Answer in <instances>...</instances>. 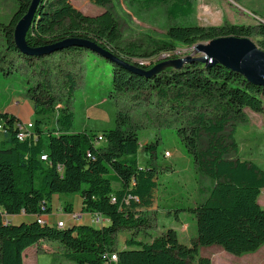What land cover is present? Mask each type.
I'll return each instance as SVG.
<instances>
[{
	"label": "trees",
	"instance_id": "1",
	"mask_svg": "<svg viewBox=\"0 0 264 264\" xmlns=\"http://www.w3.org/2000/svg\"><path fill=\"white\" fill-rule=\"evenodd\" d=\"M13 1L17 6L14 15L8 23H0V72L26 77L23 96L33 103L35 119L33 129L20 140L22 120L0 113L5 136L0 146V264H24L26 251L46 241L59 243L74 264H213L210 257L201 255L200 247L217 245L239 256L264 244V207L259 203L264 168L252 160L230 158L238 154L236 129L226 134L228 127L247 120L246 109L264 112V88L220 64L186 62L149 75L146 73L156 65L134 62L172 53L180 45L192 47L221 37L251 38L257 34L262 37L258 46L264 50V22L256 26L174 25L167 34L170 42L126 43L111 11L89 16L74 5L76 0L41 1L27 35L30 48L70 39L89 41L143 70L134 72L79 46L38 57L22 54L15 44V28L33 0ZM88 1L102 7L111 3ZM131 2L146 8L167 6L173 22L194 14L192 0ZM91 55L110 66L111 100L117 103L128 98L133 106L147 105L156 117L162 116L165 128L176 129L194 164L213 183L201 203L184 209L197 222V236L191 244L182 243L174 229L151 242L138 238L149 226L144 211L153 205L158 170L152 162L140 167V136L127 112L119 110L116 127L101 133L73 131L72 102ZM203 134L209 138L205 150L200 149ZM100 137L104 140L99 141ZM146 150L153 161L157 144L147 145ZM57 195L79 196L83 213L101 215L109 222L102 226L52 225L43 217L53 213ZM66 211L71 213L72 207L67 205ZM22 214L30 219L20 223L12 220ZM122 231L131 235L121 248L116 246V237ZM113 255L117 256L115 262Z\"/></svg>",
	"mask_w": 264,
	"mask_h": 264
},
{
	"label": "rangeland",
	"instance_id": "2",
	"mask_svg": "<svg viewBox=\"0 0 264 264\" xmlns=\"http://www.w3.org/2000/svg\"><path fill=\"white\" fill-rule=\"evenodd\" d=\"M141 1V0H138ZM194 14L186 20L173 22L167 14V6L146 8L143 4H133L131 0H111L105 7L96 5L88 0H76L74 5L84 14L98 16L111 11L119 22L121 36L124 42L147 41L170 42L168 30L174 25L222 27L229 25L256 26L264 22V0H192ZM17 9L13 0H0V23H8ZM256 13V14H255ZM258 45L262 37L255 34L250 38ZM206 44L207 42H200ZM174 44V43H173ZM199 44V43H198ZM175 45V44H174ZM194 46H177L172 53H159L156 56L137 58L134 62L151 67L174 61L173 57L183 59L194 53ZM174 66V65H170ZM164 66L161 70L167 68ZM111 69L97 57L89 56L85 63L83 77H79V86L75 92L72 108L75 116V132L84 130L101 133L116 127L119 110L127 112L131 122L138 128L141 148L138 154L140 167L152 164L158 170V189L154 195V202L150 209L144 211L149 226L138 236L140 240L151 242L168 229H174L184 244H191L197 236V222L193 214L184 209L192 208L201 203L209 194L213 183L194 164L188 155L186 147L177 136L175 128H165L162 116L156 117L147 105L145 108L133 106L128 98L119 99L117 103L108 95ZM26 77L15 73L5 76L0 72V105L7 104L13 98L23 97L25 93ZM247 120L228 127L229 135L236 129L234 143L238 154L230 155L232 159L241 158L252 160L264 168V112L254 113L245 110ZM28 122H25L27 124ZM54 126V121L48 122ZM209 138L203 134L200 149L205 150ZM157 144V156L151 161L147 145ZM169 154V155H168ZM113 187L119 189L118 184ZM76 195H57L52 203L54 213L66 217V198L74 199ZM264 207V190L259 198ZM86 220V221H85ZM87 222V216L84 222ZM130 231L119 232L116 246L124 245ZM36 252L44 257L53 255L44 253V246L36 247ZM49 248V247H48ZM60 247L51 246L55 253H60ZM51 250V251H52ZM202 256H211L216 264H264V244L257 250L236 256L227 253L217 245L200 247ZM30 252V251H29ZM30 255L28 256V259Z\"/></svg>",
	"mask_w": 264,
	"mask_h": 264
},
{
	"label": "water",
	"instance_id": "3",
	"mask_svg": "<svg viewBox=\"0 0 264 264\" xmlns=\"http://www.w3.org/2000/svg\"><path fill=\"white\" fill-rule=\"evenodd\" d=\"M41 1L33 0L28 13L18 22L15 28V44L22 54L38 57L72 46H79L99 53L114 62H118L131 71L143 72L142 69H137L135 66L123 63L98 45L80 39H70L53 46L39 49L30 48L27 45V35L35 21V14ZM195 61L209 66L217 64L223 65L242 75L251 84L264 88V50L250 38L221 37L209 41L206 44L199 43L195 45L193 54L183 59L157 65L146 74H154L164 66L174 65L180 67L186 62Z\"/></svg>",
	"mask_w": 264,
	"mask_h": 264
},
{
	"label": "crops",
	"instance_id": "4",
	"mask_svg": "<svg viewBox=\"0 0 264 264\" xmlns=\"http://www.w3.org/2000/svg\"><path fill=\"white\" fill-rule=\"evenodd\" d=\"M18 98H13L10 100L7 104L5 105H0V113H8L11 115H15L18 117L20 120H22L23 123L28 122L32 123L35 119V111H34V105L33 103L26 99L24 96L19 98L20 100H17ZM5 136H4V131H3V121L0 118V146L4 142ZM56 197V196H55ZM66 206L70 205L72 207V212L69 213L66 211V206L64 208L66 217L59 216L58 214L56 215L53 211L51 215H46L43 218L51 223L52 225H57L59 222H65V224L68 225H79L83 224L84 219L82 221H75L73 220L72 216L75 214H83L84 218L87 216V222L88 224L92 225L90 220L91 216L89 214H85L81 211V199L79 196H75L74 199L66 198ZM103 218V217H101ZM30 218L25 216V214L18 215L12 217V220L14 222H22V221H28ZM104 220H107L103 218ZM86 221V220H85ZM44 246L45 249H47L44 253H51L53 255H48L47 257H44V254H41L39 252H36L35 250L37 249L36 247L39 246ZM51 246H57L60 247L58 250H60V253H55L52 249H50ZM49 247V248H48ZM52 250V251H51ZM30 251V252H29ZM65 251L63 247L56 242H41L40 244L33 246L29 248L25 255H24V264H74L73 262H70L64 255ZM30 255V258L28 259V256ZM212 259L211 256H207ZM213 264H216L212 260Z\"/></svg>",
	"mask_w": 264,
	"mask_h": 264
},
{
	"label": "built area",
	"instance_id": "5",
	"mask_svg": "<svg viewBox=\"0 0 264 264\" xmlns=\"http://www.w3.org/2000/svg\"><path fill=\"white\" fill-rule=\"evenodd\" d=\"M32 129H33V123H27V124H25V123L22 122L20 124V135H19V139L20 140H24L27 137L28 131H30ZM103 140H104L103 137H100L99 138V141H103ZM41 159L42 160H47V157L46 156H42ZM72 218L75 221H82L84 219V216H83V214H75V215L72 216ZM90 222H91L92 225L102 226V225L108 223L109 221L108 220H104L103 218H101V215H93V216H91ZM64 224H65V222H59L58 223V227L59 228L64 227ZM112 261L113 262L117 261V256L113 255L112 256Z\"/></svg>",
	"mask_w": 264,
	"mask_h": 264
},
{
	"label": "bare ground",
	"instance_id": "6",
	"mask_svg": "<svg viewBox=\"0 0 264 264\" xmlns=\"http://www.w3.org/2000/svg\"><path fill=\"white\" fill-rule=\"evenodd\" d=\"M61 228H63V227H61Z\"/></svg>",
	"mask_w": 264,
	"mask_h": 264
}]
</instances>
